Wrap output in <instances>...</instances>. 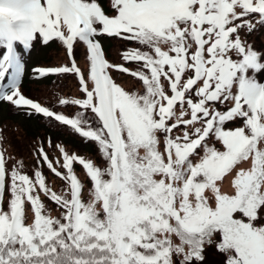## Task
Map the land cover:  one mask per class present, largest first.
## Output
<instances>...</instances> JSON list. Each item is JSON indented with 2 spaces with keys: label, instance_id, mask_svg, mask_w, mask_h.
<instances>
[{
  "label": "snow or ice",
  "instance_id": "obj_1",
  "mask_svg": "<svg viewBox=\"0 0 264 264\" xmlns=\"http://www.w3.org/2000/svg\"><path fill=\"white\" fill-rule=\"evenodd\" d=\"M101 36L135 45L124 63L106 59ZM262 41L264 0H110L108 13L98 0H0V101L93 142L105 165L57 145L62 173L39 147L61 194L40 167L31 177L22 162L8 169L0 152V264H264ZM37 43L70 59L31 75L74 74L81 97L58 99L72 114L21 92L17 47ZM81 43L87 71L73 59ZM74 162L89 178L87 201Z\"/></svg>",
  "mask_w": 264,
  "mask_h": 264
},
{
  "label": "trees",
  "instance_id": "obj_2",
  "mask_svg": "<svg viewBox=\"0 0 264 264\" xmlns=\"http://www.w3.org/2000/svg\"><path fill=\"white\" fill-rule=\"evenodd\" d=\"M43 2V0H42ZM102 8L108 13L110 0H98ZM99 39L102 44L106 59L116 65L124 63L121 58V51L135 45L131 42L124 41L116 37L101 36ZM264 42V41H262ZM34 50L47 48L44 64L37 66H64L70 63L69 57L63 48L56 43H50L44 47L37 43L33 47ZM85 48L82 43L75 46V60L80 68L87 71L89 63L86 59ZM4 50L0 49V53ZM17 51L22 53L24 63V54L21 46L17 47ZM34 52V51H33ZM32 52V53H33ZM48 55V56H47ZM46 63V64H45ZM124 66L130 69L135 67L134 63H127ZM33 69V68H32ZM31 69V70H32ZM31 70L25 71L21 77V92L26 98H31L40 101L44 106H48L57 112L64 114H72L74 108H64L58 105L59 98H79L81 92L79 90L78 80L74 74H66L62 80H57L55 77H48L47 79L38 80L31 75ZM110 75L115 82L126 90H140L141 83L128 74L120 73L117 70H110ZM5 81L4 83H6ZM58 85V86H57ZM0 152H3L7 159V168L11 169L13 166L23 163L22 172L33 176L36 167H40L46 177V183L53 190L58 193H63L65 181L55 176L43 162L42 157H38L37 149L43 147L49 160L53 162L54 167L58 171L65 173L66 170L60 165L63 163V154L59 151L57 145L63 147L68 154H75L85 159H91L95 164L104 167V161L98 153V149L93 142H85L78 134L73 133L68 127L60 126L52 128L48 126L47 120L40 115H28L23 108L17 109L9 102L0 103ZM6 105V108L4 106ZM7 109V110H6ZM5 111V114L3 112ZM36 122L38 126L32 124ZM18 129L21 130V136H18ZM23 134V135H22ZM40 159V164H37V159ZM60 163L57 164L56 162ZM73 169L75 175L83 184L82 199L87 201L89 199L88 189L90 187L89 178L86 175V170L81 165L74 162ZM8 199L6 192L5 201ZM42 201L45 203L47 209L51 210L53 217H58L60 211L57 210V205L49 201L46 197L41 195ZM27 207V206H26ZM31 217V212L27 213Z\"/></svg>",
  "mask_w": 264,
  "mask_h": 264
},
{
  "label": "rangeland",
  "instance_id": "obj_3",
  "mask_svg": "<svg viewBox=\"0 0 264 264\" xmlns=\"http://www.w3.org/2000/svg\"><path fill=\"white\" fill-rule=\"evenodd\" d=\"M99 39V38H98ZM100 41H104V39H99ZM44 46V45H43ZM22 47V46H21ZM46 47V46H44ZM34 51V52H33ZM33 52V53H32ZM46 53H47V48H41V49H37L34 50V48H32L28 54H24V71L25 73L29 70H31L32 68L36 67V65H42L44 64V59H42L44 56H46ZM74 54H75V49H74ZM48 56V55H47ZM73 59H75V56L73 55ZM76 61V60H75ZM77 63V62H76ZM46 64V63H45ZM77 66H79V64L77 63ZM36 101V100H34ZM5 101H0V103H4ZM36 102H40V101H36ZM41 103V102H40ZM42 104V103H41ZM1 106V105H0ZM42 106H44L42 104ZM4 108H6V105L4 106ZM1 109H2V106H1ZM0 109V111H1ZM7 110V109H6ZM3 114H5V111L3 112ZM42 116V115H40ZM33 126H38V124H36V122H34L32 124ZM18 136H21V130L18 129ZM23 135V134H22ZM241 167H245L247 168L248 167V164H242ZM230 180H231V177H229L228 179H226L223 184L221 185V191L222 192H225V193H231L232 192V188H231V185H230Z\"/></svg>",
  "mask_w": 264,
  "mask_h": 264
}]
</instances>
